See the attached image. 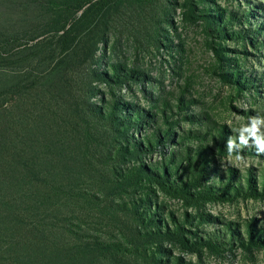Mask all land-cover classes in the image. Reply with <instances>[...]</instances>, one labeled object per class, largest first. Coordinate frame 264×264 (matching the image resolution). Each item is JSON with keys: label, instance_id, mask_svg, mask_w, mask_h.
I'll use <instances>...</instances> for the list:
<instances>
[{"label": "rangeland", "instance_id": "1", "mask_svg": "<svg viewBox=\"0 0 264 264\" xmlns=\"http://www.w3.org/2000/svg\"><path fill=\"white\" fill-rule=\"evenodd\" d=\"M139 1L119 0L120 11L100 19L90 60L86 39L67 51L51 35L31 40L50 23L45 0H0V255L32 264H52L53 249L58 264H264V0ZM110 108L138 118L130 143L152 136L161 146L118 152L129 145L94 114ZM201 145L212 152L192 153L209 172L199 190L215 185L225 200L190 205L148 181L115 185L114 172L168 159L163 173L176 168L172 156ZM148 194L156 223L173 230L183 221L189 243L209 241L196 250L174 239L143 243L138 231L157 225L144 230L131 210L136 201L149 212ZM100 244L120 251L97 258Z\"/></svg>", "mask_w": 264, "mask_h": 264}, {"label": "trees", "instance_id": "2", "mask_svg": "<svg viewBox=\"0 0 264 264\" xmlns=\"http://www.w3.org/2000/svg\"><path fill=\"white\" fill-rule=\"evenodd\" d=\"M148 3V0H141L139 1L140 6L143 5V3ZM145 3V4H146ZM122 7V4L119 2V0H45V11L49 16H51L50 23L46 26V29L44 30V33L41 36L33 37L31 40H37L41 38L42 36L51 35L53 38L57 40V45L60 46L62 50H71L73 46L80 45V40L87 42L84 45V48L87 47L86 51V57L90 60H94L95 55L98 51V45L101 42L102 38H100V31H96L99 29V21L105 20L111 16H115L117 12L120 11V8ZM212 18L206 17V19ZM101 19V20H100ZM94 25V26H93ZM96 25V26H95ZM94 27V29H93ZM40 41H38L39 43ZM38 45H41L39 43ZM228 60V59H227ZM222 59L223 63H227L228 61ZM227 66V65H225ZM118 67H115L116 69ZM234 75L236 74H229L227 75L225 73V77L227 78V81H229L230 77H232L234 80ZM238 76V74H237ZM236 81V80H235ZM117 107V104L114 106ZM113 107V108H114ZM110 108L107 111L104 112H98L94 110V114H99V116L102 118L103 121L107 122L111 129L114 131L113 133L116 135L115 142L117 140H121V144L123 142L127 143L128 147H122L118 152H123L124 154H129L131 152V149H134L132 151H139L142 152L144 150H156L157 146H161V139L158 138V140L153 141L152 136H147L145 138H141L139 141L135 140L130 143L131 136L128 135V129L133 125L135 121L138 120V118L131 117V115L124 116H118L112 109ZM91 112V110H90ZM92 113V112H91ZM133 116V115H132ZM222 130L220 131V133ZM156 133V131L154 132ZM203 137H209L211 136V141L219 145L218 143V136L211 133H206L205 135L202 134ZM198 149H187L188 154L187 156L182 154H176L172 156L175 160L176 168L171 170L164 169L163 173H160V166L166 167V162L168 159L164 161V163L158 164V165H140L139 167L135 168L133 172H130L129 175L127 174H120L118 172H114L115 176L117 177L118 184H115L119 189L121 187L125 188H137V186L141 185L142 182L148 181L149 183H152L153 185H156L163 193L178 197L181 199H184L188 202L190 205L197 204L201 200H225L227 193L222 195L221 193H217L218 187L217 186H206L199 190L202 187L203 179L206 178V175L209 174L208 168L206 163L202 162L201 165L197 163V161L194 160L193 155L196 157L204 158L208 157L210 158V154L212 152L211 147L201 145ZM208 149V150H207ZM193 153V155H192ZM125 159V157H123ZM188 162V164H185V162ZM187 167V168H186ZM198 169L200 175L196 177L195 175L185 176L183 177V173L181 171H184L185 173L189 170ZM181 170V171H180ZM169 174L174 175L175 177L173 179H168ZM179 175V176H176ZM223 184V183H222ZM240 193L242 194L244 190L242 191V187H239ZM150 194V193H149ZM145 199V201L142 204H148V210L149 212L145 211L144 213L139 212L140 204L138 202H133L134 210H131V212L134 214V218L136 219L137 223L140 227H142L144 230H147L148 227L152 228L154 225H157V230L151 229L146 233L138 231L137 237H139L140 240H143V243H152V242H158L161 240H171L174 239L176 242H178L180 245L184 246V248H189L196 250L199 248L201 244H204L207 241L201 240L200 242H192L189 243V240L184 235V227L182 226V222L173 220L174 222V229L171 230L169 227V224L166 223L164 220L162 222H157L153 220L155 218L156 213L151 209L154 207V203H152L151 199L149 198ZM260 241V239L256 240L255 243ZM191 244V246H190ZM9 245V244H8ZM11 249L9 246L6 247L7 252L10 250L12 252H17L18 247L14 249ZM102 246V247H101ZM113 246L109 245L104 247L100 244V247L98 249L101 250V253L97 255V258L102 257L103 252H117L120 251V246ZM112 248V250H111ZM31 249V248H30ZM139 250V249H138ZM144 251V248H143ZM146 251V250H145ZM165 252V250H162ZM55 252V253H54ZM137 252V250H136ZM54 253V254H53ZM142 253V252H141ZM6 254V252L4 253ZM4 254L0 255V264H32V260L26 262H22L21 259H17V256H13L11 259H6ZM112 256L115 258L114 253ZM52 257V264H58L60 261V251H56L53 249L50 254ZM20 257V256H19ZM117 257V256H116ZM29 260L31 256L28 257ZM23 261H25V258H23ZM162 260H157L156 263L161 264ZM39 264V263H38Z\"/></svg>", "mask_w": 264, "mask_h": 264}, {"label": "clouds", "instance_id": "3", "mask_svg": "<svg viewBox=\"0 0 264 264\" xmlns=\"http://www.w3.org/2000/svg\"><path fill=\"white\" fill-rule=\"evenodd\" d=\"M230 144H231V141H229V149H230ZM260 150H261V151H264V144H262V145L260 146Z\"/></svg>", "mask_w": 264, "mask_h": 264}]
</instances>
